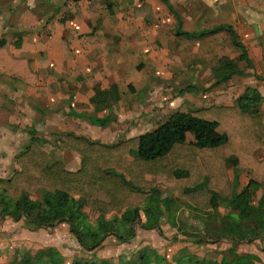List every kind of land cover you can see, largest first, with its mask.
Returning <instances> with one entry per match:
<instances>
[{
    "label": "crops",
    "instance_id": "crops-1",
    "mask_svg": "<svg viewBox=\"0 0 264 264\" xmlns=\"http://www.w3.org/2000/svg\"><path fill=\"white\" fill-rule=\"evenodd\" d=\"M114 1L115 8L104 11V3L95 5L91 0H0V38L4 33L11 32L13 40L10 52L16 57L27 58L31 69L39 75V82L32 85L8 73H0L1 131L21 123H40L46 129L58 127L62 131L66 130L62 133L71 132L110 145L155 130L175 114L183 103L193 109L213 105L231 106L247 87L257 88L262 94L260 111L264 115L263 13L250 8L245 0H172L178 7V24L174 13L159 0ZM72 2H75L74 9H69ZM144 2L153 7V21L135 17V8ZM100 10L104 13L99 17ZM227 23L246 46L252 65L240 59L242 51L233 43L228 31L202 37H187L176 32L178 25L187 32H200ZM197 66L206 68L197 70ZM220 70L225 75L230 71V78L222 89L202 97H192L183 91L184 88L173 89L171 79L161 78L171 74L177 82L182 83L186 77L196 74L202 80L213 81L215 72L220 75ZM95 85L103 89L118 87L121 99L111 110L98 111L91 103ZM165 85L171 86L169 90L176 92L171 94L165 90ZM200 98L212 101H203L200 107ZM40 109L51 111L43 115ZM72 112L79 114V117H74ZM85 112H89L87 116L92 118L109 115L111 125L101 129L94 127L87 118L81 117ZM87 124H91V127L85 133ZM121 135H124L123 138ZM192 139L193 136L189 135L188 140ZM6 141L5 138L0 139L1 155L12 156L15 150L7 149L10 144ZM64 152L67 153L59 161L69 170H78L81 156L72 150ZM219 152L223 154L221 148ZM136 154V150H133L129 158L133 159ZM255 155L259 160H264V146L258 148ZM16 156L14 172L20 169ZM227 173L237 191H241L249 182V169L239 170L230 165ZM147 178L151 179L152 176L148 175ZM263 192V189L258 191L256 204ZM100 198L106 197L102 194ZM178 205L183 208L175 211ZM182 209L185 212L182 221H178ZM230 211L229 203H220L216 213L206 215L174 202L169 212L162 216L161 231L144 229L137 224L134 225L135 235L129 241L122 242L115 235H109L100 247L92 251L80 245L66 222L54 228H61L70 238H76L78 246L74 256L83 251L100 252L101 257L108 260L125 256L133 261L150 246V240L161 245L166 242L159 233L166 238L169 237L166 235L168 232L177 231L181 234L183 229L180 227L184 226L182 222L199 226ZM114 215L120 217V214L114 213L107 216ZM188 216H191L190 221L187 220ZM4 222H22L30 231L45 229L35 228L25 219H0V225ZM172 223H176L177 228H172ZM223 240L231 243L220 247V250L225 251L232 246V242L226 238ZM212 245L217 246L216 243ZM46 247L53 248L58 259L66 254L58 246L47 244ZM189 254L182 255L187 258ZM74 256L70 257L69 262Z\"/></svg>",
    "mask_w": 264,
    "mask_h": 264
},
{
    "label": "trees",
    "instance_id": "trees-1",
    "mask_svg": "<svg viewBox=\"0 0 264 264\" xmlns=\"http://www.w3.org/2000/svg\"><path fill=\"white\" fill-rule=\"evenodd\" d=\"M245 1L250 8L264 14V0ZM145 12L148 14L143 15ZM135 17L153 21L152 5L144 2L136 7ZM223 29L242 51L240 59L252 65L246 46L232 26L179 33L206 36ZM12 40L11 32L0 38V73L36 85L38 73L31 69L27 58L10 52ZM120 99L117 86L103 89L95 85L90 101L102 111L111 110ZM262 101L257 88L247 87L231 106L193 109L183 103L155 130L110 145L87 136L62 133L58 136L59 145L81 156V166L76 171L53 160L39 131L31 127L27 129L28 143L16 156L20 169L9 177L0 176V219H25L35 228H53L66 222L80 245L92 251L109 235H115L122 242L129 241L135 235L137 224L144 229L161 231L162 216L174 202L206 215L216 213L220 203H229L231 211L220 219L231 226L216 228L220 232L216 241L221 236H229L226 238L231 239L232 246L221 260L203 259L194 264H256L259 256L239 253L238 246L255 240L264 244V192L255 203L258 191L264 190V160L255 155L264 146ZM110 121L96 118L92 122L105 127ZM189 135L193 136L192 141L188 140ZM133 150L137 154L130 159ZM230 165L250 170L249 182L241 191L235 190V183H231L227 173ZM148 175L152 178L148 179ZM102 194L105 199L100 198ZM111 213L120 217L107 216ZM44 250L53 252V248ZM149 258L143 250L133 264H149ZM72 264L101 263L74 261Z\"/></svg>",
    "mask_w": 264,
    "mask_h": 264
},
{
    "label": "rangeland",
    "instance_id": "rangeland-1",
    "mask_svg": "<svg viewBox=\"0 0 264 264\" xmlns=\"http://www.w3.org/2000/svg\"><path fill=\"white\" fill-rule=\"evenodd\" d=\"M159 1L162 3V5L165 8H167L169 11L174 13V15L176 16V19L178 20V24H180V18L178 15H176V10L178 8L177 5H175L176 3H174L172 0H159ZM75 2H72V4L69 6V9L74 7L73 5L75 4ZM91 2H93L95 5L104 3L103 5L104 11L111 10L115 8V5H116V2L114 0H91ZM104 11L100 10L99 17L104 13ZM217 26H230V23L229 25L227 23L225 25L223 24V25H217ZM204 30H207V29H204ZM180 31L184 32V30H182L180 26L178 25L176 28V32H180ZM221 31H227V30L223 29ZM50 33L53 34L52 32ZM193 33H198V32H193ZM215 34L216 33H214V35ZM187 37H190V36H187ZM194 37H202V36H194ZM205 68L206 67H202V66L196 67L197 70H201V69L204 70ZM229 69L230 67L228 68V70ZM220 72H221L220 75H219V72L217 73L215 72V79L213 81L202 80L201 78L197 77L196 74L186 77L183 81H181L182 83L177 82L174 79V77L171 76V74L169 76L164 75L161 78L171 79L172 84H173L172 85L173 89L186 88L187 89L186 92L192 95V97H196V95H199V97H202L206 94H209L213 91H218V89L223 88L225 82L230 78V75L229 76L225 75L224 73H222V70H220ZM228 72L230 73V71ZM155 78H159V77L155 76ZM165 84L168 85L167 83ZM166 85L164 86L165 90H167L171 94H174L176 92V90L174 91L169 90L171 89V86H166ZM203 101L209 103L212 101V99L200 98V101H199V103L201 104L200 107L203 105ZM50 111H47L46 109H40V112L43 115H46V113ZM72 114L74 115V117H79V114H76L74 112H72ZM87 115H89V112H85L84 114L81 115V117L87 118L93 124L92 121L96 120V118H92L91 116H87ZM51 116L52 115H50V117ZM108 116L109 115H106L101 118L110 119V116L109 117ZM36 124L37 125L21 123L19 125H13L9 130H2V131L0 130L1 131L0 139L5 138L7 140L6 142L10 144V147L7 149L15 150L12 156L10 155L2 156L1 155L2 150L0 148V176L2 177L6 176L4 174H8V176H10L14 172L15 156L18 153H20L22 149L25 147V145L28 143L29 135L27 134V129L31 127L36 126L37 128H39L38 133L45 142L46 150L53 154V160H59L61 157L64 156V153L65 154L67 153V152H64L67 149L62 148V146L59 145L60 139L58 137L60 134H62V132H66V130L62 131V129L58 127L53 128V129L52 128L46 129L44 125H41L40 123H36ZM110 125H111V121L104 128L109 127ZM93 126L99 129L103 128V126L98 125V124H93ZM90 127H91V124H87V127H86L87 130H85V133H88L87 131L89 130ZM6 177H3V178H6ZM181 208L183 207L178 205L175 211H178ZM184 212L185 210L182 209L180 213V218L178 221H182ZM190 218L191 216H188L187 220L190 221ZM220 218L222 219V217H218L216 220L212 219L211 221H205L199 226L194 225V224L190 225L185 222H182L181 224H184V228L181 231V234L177 233V231H174L173 233L168 232L166 235H168L169 237L167 236L168 238H166V236H163V234L161 235L159 233V235L162 236L166 240V242H163L164 243L163 245H161L160 242L154 241L152 239L153 235H151L150 237L152 240H150L149 242L150 246L144 250L145 252H147V254L150 255L149 260H151V262L149 264H156V263L158 264H192L193 263L194 264L197 260H203L204 258L207 260L208 259H220L221 253H224L228 250V249L225 251L220 250V247L226 246L230 242L223 240L224 238L229 237V236H226V237L221 236V238L216 241L217 236L220 235V232H218L216 228L221 227L222 225L231 226V225H228L227 222L221 221ZM31 225L34 226V224H31ZM175 225L176 223L175 224L172 223V228L175 229V227L177 226ZM60 229L53 227L51 229L45 228V229L30 231L27 228V226L23 224L22 222L2 223L0 225V251H1L0 255H1V258L3 259L0 260V264L1 263L21 264L22 261L25 262L26 264H72L74 261L75 262L77 261H83V262L96 261L101 264H127V263L133 264V261L131 259H127V257L125 256L120 257V258H115L112 260L105 259L101 257L100 252H96V253L90 252L89 253V252L83 251L82 253H76L74 256V253L76 252V249L78 246V241L76 240V238H73V239L70 238V235L65 234L66 232H63ZM174 235L176 237H173ZM226 239L231 241L230 238H226ZM215 243L217 244V246L212 245ZM243 243H241L242 246H238V249L240 250L238 251L240 253L253 251V253L259 256V260L258 261L255 260V263L264 264V244L260 240H255L251 243H248V242H243ZM47 244L58 246L66 253L65 256L58 259L54 251L52 252V254L46 252L44 249H48L46 247ZM229 245H231V243ZM152 246H155L158 249H155ZM41 250L42 252L39 254V251ZM38 254H39V257H38ZM182 254H189V256L186 258L185 255H182ZM191 254L196 259H194V257L191 256ZM72 256H74V259L69 262L70 257ZM178 257H180L181 260L180 258L178 260ZM222 258H223V255H222ZM136 259H137V256L135 257V260Z\"/></svg>",
    "mask_w": 264,
    "mask_h": 264
},
{
    "label": "water",
    "instance_id": "water-1",
    "mask_svg": "<svg viewBox=\"0 0 264 264\" xmlns=\"http://www.w3.org/2000/svg\"><path fill=\"white\" fill-rule=\"evenodd\" d=\"M256 27V29H257V26H255Z\"/></svg>",
    "mask_w": 264,
    "mask_h": 264
}]
</instances>
